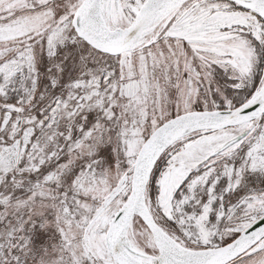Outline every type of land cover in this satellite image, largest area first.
Returning <instances> with one entry per match:
<instances>
[{
	"label": "snow or ice",
	"instance_id": "6c2138e0",
	"mask_svg": "<svg viewBox=\"0 0 264 264\" xmlns=\"http://www.w3.org/2000/svg\"><path fill=\"white\" fill-rule=\"evenodd\" d=\"M0 264H264V0H0Z\"/></svg>",
	"mask_w": 264,
	"mask_h": 264
}]
</instances>
